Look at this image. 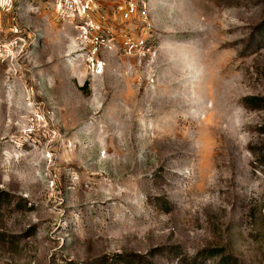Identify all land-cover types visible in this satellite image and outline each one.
Wrapping results in <instances>:
<instances>
[{"label": "rangeland", "instance_id": "1", "mask_svg": "<svg viewBox=\"0 0 264 264\" xmlns=\"http://www.w3.org/2000/svg\"><path fill=\"white\" fill-rule=\"evenodd\" d=\"M254 98L264 0H0V264H264Z\"/></svg>", "mask_w": 264, "mask_h": 264}, {"label": "built area", "instance_id": "2", "mask_svg": "<svg viewBox=\"0 0 264 264\" xmlns=\"http://www.w3.org/2000/svg\"><path fill=\"white\" fill-rule=\"evenodd\" d=\"M135 11V7L132 3L128 2L126 3V7H125V14L126 16L129 15V13H133Z\"/></svg>", "mask_w": 264, "mask_h": 264}, {"label": "trees", "instance_id": "3", "mask_svg": "<svg viewBox=\"0 0 264 264\" xmlns=\"http://www.w3.org/2000/svg\"><path fill=\"white\" fill-rule=\"evenodd\" d=\"M254 100L259 106L264 104V98L246 99L247 103Z\"/></svg>", "mask_w": 264, "mask_h": 264}]
</instances>
